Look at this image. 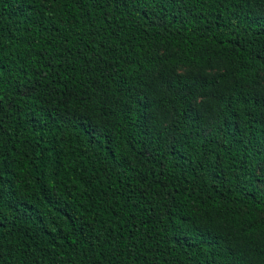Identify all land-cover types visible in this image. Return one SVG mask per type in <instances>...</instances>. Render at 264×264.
Returning a JSON list of instances; mask_svg holds the SVG:
<instances>
[{"label": "trees", "instance_id": "trees-1", "mask_svg": "<svg viewBox=\"0 0 264 264\" xmlns=\"http://www.w3.org/2000/svg\"><path fill=\"white\" fill-rule=\"evenodd\" d=\"M264 0H0V264H264Z\"/></svg>", "mask_w": 264, "mask_h": 264}, {"label": "rangeland", "instance_id": "rangeland-1", "mask_svg": "<svg viewBox=\"0 0 264 264\" xmlns=\"http://www.w3.org/2000/svg\"><path fill=\"white\" fill-rule=\"evenodd\" d=\"M262 186L264 187V184Z\"/></svg>", "mask_w": 264, "mask_h": 264}]
</instances>
